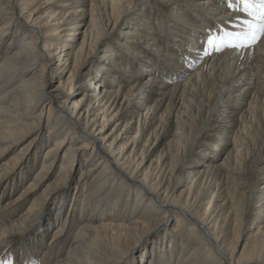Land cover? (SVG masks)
I'll return each instance as SVG.
<instances>
[{
	"label": "bare ground",
	"instance_id": "6f19581e",
	"mask_svg": "<svg viewBox=\"0 0 264 264\" xmlns=\"http://www.w3.org/2000/svg\"><path fill=\"white\" fill-rule=\"evenodd\" d=\"M226 5L0 0V260L264 264V38L205 56L206 34L249 19Z\"/></svg>",
	"mask_w": 264,
	"mask_h": 264
},
{
	"label": "snow or ice",
	"instance_id": "6c2138e0",
	"mask_svg": "<svg viewBox=\"0 0 264 264\" xmlns=\"http://www.w3.org/2000/svg\"><path fill=\"white\" fill-rule=\"evenodd\" d=\"M226 6L247 13L249 19L243 20V26L239 31L222 28L219 33L206 34V39L200 44L205 56L211 54L209 48L217 53L228 48L239 51L254 46L264 38V0H227ZM181 59H184L183 55ZM0 264H14V261L0 260Z\"/></svg>",
	"mask_w": 264,
	"mask_h": 264
},
{
	"label": "rangeland",
	"instance_id": "374dc122",
	"mask_svg": "<svg viewBox=\"0 0 264 264\" xmlns=\"http://www.w3.org/2000/svg\"><path fill=\"white\" fill-rule=\"evenodd\" d=\"M138 9H140V6L138 8L132 9L129 12L128 17H136V15H137L136 13L138 12ZM128 17H127V19H124L122 21V24H121V26L119 28V31H124L129 26L131 20H129L130 18H128ZM88 20H89V16H88V18L86 20L87 23L85 22L86 25L88 24ZM86 25H84L81 28L80 34H78V31H77L76 34H75V36H74L75 39L78 38L77 41L75 42V44H76L75 47H74L75 50L79 47L80 41L83 38L82 31L85 29ZM115 38H117V40L120 42V40L124 39L125 37H124L123 34H118L117 33L116 35H112L108 40H104L101 43H103L104 45H109V48H110V45L114 44ZM103 52H104V50H97V51L94 52L95 54L94 53L91 54L90 56H88V58H86V60H88L89 63L90 62L91 63H94L93 66L94 65L95 66L98 65V67H100L99 64H102L103 61H104V59H105V61L107 60L106 58H103V56H101L103 54ZM85 64L86 63H83L82 65H85ZM73 82H74V80H73ZM54 84H56V82ZM75 89H76V87H74V89H73L74 92H75ZM83 91H84L83 89H78L75 93H73V100H78L82 96ZM135 126H137V124H135ZM135 131H136V128H135ZM41 132H42L41 135L46 134L47 133V128H43V130ZM29 139L30 138H28V137L23 138L17 149H19L21 146H24L29 141ZM42 150L39 153L40 156L42 155ZM158 152H159V149L154 153V156H156V154ZM78 168H79V166H77V167L75 166V171H74V169L72 170L73 175L71 176V179L72 180L70 182V187H71L70 190H72V185L74 184V181L77 179V176H78V173H79L78 172ZM53 172H54V170L52 171V173ZM47 180L48 179H44L43 182H42V184L35 189V192H37L39 189H41L42 186H43V184ZM34 193L31 194L30 198L34 195ZM72 193H73V191H72ZM173 225H175V222L172 221V220H170L168 222V224H167L168 227H172ZM232 225H233L232 226L233 229H232V236H231V238L233 239L234 243H237V245H239V250H238V252H239L240 249H241V247L247 242L250 234L254 231L255 224H254V221H253V219L251 217H249L248 219L246 217V219L244 220L243 209L240 208V209H237V217H236L235 221L232 223ZM160 231L162 233L164 231V228L161 229ZM147 238H150V235L149 234L146 235L145 238L140 239L136 243L131 242V244L133 243V245H131V248L129 246V248H130L129 249L130 250V258L131 259H133V258L134 259H139V256L143 252V249H145L147 247L146 243L145 244L143 243L144 242V239H147ZM238 252H237V254H238Z\"/></svg>",
	"mask_w": 264,
	"mask_h": 264
}]
</instances>
